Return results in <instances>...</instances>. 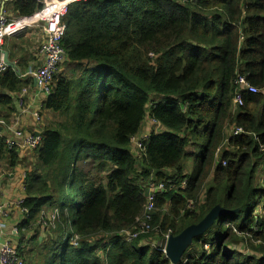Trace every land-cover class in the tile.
Masks as SVG:
<instances>
[{"label": "trees", "instance_id": "obj_1", "mask_svg": "<svg viewBox=\"0 0 264 264\" xmlns=\"http://www.w3.org/2000/svg\"><path fill=\"white\" fill-rule=\"evenodd\" d=\"M40 7L14 3L17 15ZM64 23V62L94 65L72 79L57 74L46 102L59 118L35 150L24 225L46 207H58L59 220L47 239L30 238L35 264H171L143 243L154 233L132 242L119 234L137 225L160 182L151 220L159 235L179 234L218 204L238 209L179 264H264V0L80 1ZM239 75L260 91L240 88ZM21 84L8 67L0 103ZM147 115L165 129L135 155L132 138ZM11 154L14 166L19 154Z\"/></svg>", "mask_w": 264, "mask_h": 264}, {"label": "crops", "instance_id": "obj_2", "mask_svg": "<svg viewBox=\"0 0 264 264\" xmlns=\"http://www.w3.org/2000/svg\"><path fill=\"white\" fill-rule=\"evenodd\" d=\"M17 1L18 0L5 1L6 8L8 9L9 7L11 9L10 11L15 14L17 13L14 9V3ZM37 29V33L34 36L33 47L27 46V43L25 42L22 46H18L20 49L15 48L14 50L13 48V51L10 49V51L8 50L9 58L15 62L17 64V68L21 70L20 74H18L14 69V71L22 79V84L18 91L15 92L3 90L2 94H7L12 99V102L8 105L0 103V120H4L7 123L5 127L0 125V205H3L8 214H10L1 220L0 243L11 241L19 251V255L24 264L27 262L28 264H35L34 259L38 254L36 250L37 246L29 243L30 238L36 236L39 237L40 241L44 237L47 239V228H55L59 220L58 207L53 209L46 207L36 223H31L28 228L24 225L27 222L26 214L28 213L27 208L24 207V201L27 196L25 184L28 173L34 169V165L36 164L37 153L35 150L26 148L16 149L19 155L18 159L15 161V165L12 166L11 149L3 143V136L10 135L12 130L22 129L25 133L43 132L45 127L51 125L54 120L59 118L56 112L45 107L48 97H45L37 90L35 80L30 76L24 75L29 67H38L42 61L39 54L40 44L36 45V41L38 40V42L41 43L43 32L41 29ZM1 49L0 59L1 52H3V50H7V47H4V42ZM20 65L22 69L20 68ZM93 65L94 64L92 62L86 61L81 63L67 61L60 67L58 75L60 73L62 77L72 79L73 77L82 75L86 69L92 67ZM8 67L9 66L7 65V68ZM24 92L26 94L22 110V107L19 105V99ZM36 113L41 116L39 120L36 118ZM144 120V125L142 126L140 133H145L147 136H150L152 133H157L165 129L161 124L156 126L155 120L151 118L150 115H147ZM2 143L5 146L2 147ZM139 151L140 150L136 147H132L133 154L137 155ZM188 161L193 163L192 159H189ZM188 166L189 165H186L187 173L188 171H191V167L188 170ZM181 187L183 186L181 185ZM202 194L204 197V193ZM191 208H193V206ZM53 216L54 219L52 218ZM109 238L110 236L107 237V240H109ZM143 243L148 244V240H145Z\"/></svg>", "mask_w": 264, "mask_h": 264}, {"label": "built area", "instance_id": "obj_3", "mask_svg": "<svg viewBox=\"0 0 264 264\" xmlns=\"http://www.w3.org/2000/svg\"><path fill=\"white\" fill-rule=\"evenodd\" d=\"M5 1L0 0V51H2L1 46L6 37L10 38L11 36L24 34L32 27L41 29L43 37L39 46V54L42 61L38 67H29L24 75L32 77L36 82L37 90L45 97H48L53 93L55 76L58 74L66 57L63 40L66 35L67 26L64 23V18L67 16L70 6L73 3L89 0H38L41 7L30 15H17L11 12L8 6V9L6 8ZM6 68L7 64L4 60V53L1 52L0 75L4 73ZM236 84L240 88H247L252 92L259 91L256 86L251 85L246 77L242 75L238 76ZM25 94L24 92L19 99V105L22 107V110ZM235 101H242L240 94ZM40 117V114L36 113L38 120ZM0 125L5 127L7 123L4 120H0ZM241 132H244L242 127L234 130L235 135H240ZM148 137L145 133L141 136L139 134L135 135L132 138L133 146L143 151L145 148L144 143ZM3 138L5 145L9 149H36L43 141L41 132L25 133L22 129L12 130L10 135L3 136ZM223 164H226V161ZM164 191L165 184L163 182L150 187L148 201L145 204L143 213L137 218V225L130 230H124L119 233L122 241L132 242L141 236L154 233L153 236L148 237V243L153 241L152 245L149 244V246L165 253L166 244L172 235V230L159 235V229L155 226L153 227L151 224L152 212L155 209L156 194ZM192 204L193 201H189V207H192ZM9 215L3 205H0V224L1 220ZM52 218L54 219V216ZM72 243L78 245L79 236L76 235ZM0 264H24L19 255V251L9 241L0 243ZM171 264L173 263L171 262Z\"/></svg>", "mask_w": 264, "mask_h": 264}, {"label": "water", "instance_id": "obj_4", "mask_svg": "<svg viewBox=\"0 0 264 264\" xmlns=\"http://www.w3.org/2000/svg\"><path fill=\"white\" fill-rule=\"evenodd\" d=\"M3 53L6 64L9 67L15 69L18 74H20V70L17 68L15 62L9 58V51L3 50ZM237 211L238 209L230 210L220 204L214 206L200 222L191 224L183 229L179 234H172L169 237V240L166 244V257L173 264H179L183 260L187 249L193 243V241L196 238L203 236V234H205L207 230L215 224L220 216L232 212L236 213Z\"/></svg>", "mask_w": 264, "mask_h": 264}, {"label": "rangeland", "instance_id": "obj_5", "mask_svg": "<svg viewBox=\"0 0 264 264\" xmlns=\"http://www.w3.org/2000/svg\"><path fill=\"white\" fill-rule=\"evenodd\" d=\"M37 27H32V28H30V29H28L26 32H25V34H23V35H19V36H13V37H6L5 38V40H4V47H7V50H11V51H13L12 49L14 48V50H15V48H19L20 46H22L25 42L27 43V46H34V36L36 35V33H37ZM38 42V40L36 41V45L37 44H40L39 42ZM19 46V47H18ZM20 49V48H19ZM9 50V51H10ZM60 74V73H59ZM145 121V120H144ZM143 121V122H144ZM144 125V123L142 124V126ZM157 126V125H156ZM230 132V131H229ZM142 134H144V133H140L139 134V136H141ZM230 134V133H229ZM229 148H231V147H229ZM235 150V149H234ZM186 165H189L188 166V170L190 169V167H191V170H192V163L190 162V161H188V163L186 164ZM191 171H188V173H190ZM209 184V180L207 181V184L205 185V186H207ZM217 224V223H216ZM215 224V226L214 227H212L210 230H209V232H208V234L209 235H211V236H209V238H210V241H211V237H212V239H214L215 237H216V230H217V225ZM49 233V232H48ZM208 234H203V237L206 239L207 238V236H208ZM254 243H259L260 244V242L261 241H255V240H252ZM152 243H153V241H150L148 244H151L152 245ZM243 246V245H242ZM209 247H210V244H209ZM192 251H200V247L198 246V245H196V243H192L190 246H189V248L187 249V251H186V254L185 255H187V254H189L190 252H192ZM245 251H248V249L246 250L245 249ZM36 254H37V252H36Z\"/></svg>", "mask_w": 264, "mask_h": 264}, {"label": "bare ground", "instance_id": "obj_6", "mask_svg": "<svg viewBox=\"0 0 264 264\" xmlns=\"http://www.w3.org/2000/svg\"><path fill=\"white\" fill-rule=\"evenodd\" d=\"M258 90H259V89H258ZM259 91H260V90H259ZM155 123H156V121H155ZM241 133H242V132H241ZM42 142H43V141H42ZM42 142H41V144H42ZM41 144H40V145H41ZM40 145H39V146H40ZM39 146H38V147H39ZM26 149H29V148H26ZM36 149H38V148H36ZM36 149H31V150H36ZM9 242H11V241H9ZM11 243H12V242H11ZM12 244H13V243H12ZM13 246H14V245H13Z\"/></svg>", "mask_w": 264, "mask_h": 264}]
</instances>
